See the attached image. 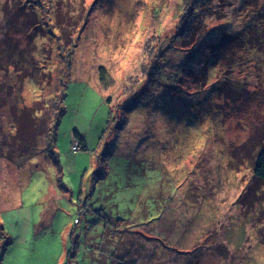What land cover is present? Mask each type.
I'll list each match as a JSON object with an SVG mask.
<instances>
[{
	"label": "rangeland",
	"instance_id": "1",
	"mask_svg": "<svg viewBox=\"0 0 264 264\" xmlns=\"http://www.w3.org/2000/svg\"><path fill=\"white\" fill-rule=\"evenodd\" d=\"M53 1L7 0L12 29L3 30L0 0V43L2 36L22 57L19 50L39 51L55 31L41 49L51 48L50 93L56 79L66 88L59 164L48 153L22 166L0 159V225L8 233L0 232V264H264V189L242 203L264 145V75L236 91L208 81L221 75L210 62L234 41L225 33L246 25L245 4L80 0L91 10L70 54L57 44L71 42L81 5L57 2L60 11ZM23 5L40 10V29L32 20L19 27ZM209 35L223 39L204 45ZM35 63L30 70L40 73ZM100 67L108 70L105 87ZM31 82L30 103L40 91ZM74 131L88 150L72 151Z\"/></svg>",
	"mask_w": 264,
	"mask_h": 264
},
{
	"label": "trees",
	"instance_id": "2",
	"mask_svg": "<svg viewBox=\"0 0 264 264\" xmlns=\"http://www.w3.org/2000/svg\"><path fill=\"white\" fill-rule=\"evenodd\" d=\"M60 1L61 0L53 1L52 6L55 9H59L57 2L59 4L66 2L65 0L61 2ZM68 1L70 3H74L73 0ZM81 1L79 0L77 2V4L80 3L81 7H79L80 13L77 19V27L76 24H74V26L71 28V30L73 28H76L73 31V35H71V42L69 44H65L63 42L57 44V47L61 48V50L69 48L68 50H70V54L72 51H74V48H77L76 42L81 37L82 28L84 27V25H87V16L89 15L88 12L91 10L90 9L87 11V5H85L84 3L82 4ZM212 1H214L213 3H215L217 0ZM6 2H4L5 11L3 12V14L5 23L2 27L3 30H5L6 28L12 29L9 25V18L7 17L8 14L6 11L8 9V2ZM239 2L245 4V8L247 9H245L246 15H244V19H246V25L241 29H236V33H225L227 36H231V39H233L234 41H230L228 45L227 40H225V46L227 47L225 48L223 54L220 57H216L210 62L212 64L210 66H220L221 75H219L217 78L209 77L210 79L208 80L210 83L211 80L217 79V82H221V84L227 85V89L229 88V90L232 91H236L238 89L242 90V88L245 87L242 84L243 81H257L258 77V80H260V76L264 75V0H237V3ZM254 2L256 3V7L251 8V5H254ZM25 4L31 6L30 1H25ZM27 5H23L22 7H20L22 8V11L19 12L16 16L17 20L22 19V24L19 25V27L28 25V21L32 20L34 22L32 26H34L36 30L38 28L40 29L43 23H45H41L43 18L40 15V10L33 5L30 8L24 9V7ZM60 11H63V8ZM213 11L215 10L213 9ZM213 11L212 7L208 9V12L213 13ZM43 12L47 11L44 10ZM243 14L240 17H242ZM224 18L225 17L220 16L218 20H222ZM82 21L84 22V24L81 26V29H78V24ZM12 34L13 33L11 31V36L8 35L5 38H12ZM5 35H7V33ZM50 36L56 37L55 31H51L49 35L46 36V38H43L44 41L40 45L39 51L36 50L34 53H30L29 51V53L26 55L25 52H23V49L19 50V54L22 57H13L12 54L14 51L9 47L8 43H6L5 39L1 36L0 159L8 164L14 163L18 166H22L41 153H48L55 165L59 164V154H57L56 152V139L58 128L65 113L64 102L66 99V88L64 87L65 80L62 79L59 81V79H56V84L58 87L57 91L50 93L49 90V87L51 89V86L55 84V76L50 70H48L47 64L44 63V58H49L50 60V56H52V53H49L50 51H48L51 50V48L46 49V52L48 53H45V51H43L41 48H43L45 41L52 40V38H49ZM187 37H189V35H187L186 38ZM203 38L204 45H208L213 41L214 44L217 42L219 43L223 39H217L216 36L210 39V35L203 36ZM62 39L64 40L65 38L63 37ZM200 39L201 36L197 38L198 41H200ZM225 41L223 40L222 43L218 46L217 56L222 51L221 46ZM14 44L16 45V47L18 46V42H15ZM190 45H193V43H189V46ZM229 53L230 59L227 60L225 56ZM192 54L194 57L196 56V52L193 51ZM63 58L64 60L69 59L68 55H65ZM36 60H38L37 65L40 63L38 70L41 74H34L33 68L36 67ZM215 61L217 62L214 64ZM31 66L34 67H32L30 70ZM71 66L72 62L70 61L66 68L70 69ZM99 70L101 77L100 81L105 87L108 85V70L105 67H100ZM236 70H239L240 72H244L245 70V72H248V74L247 76H244L243 74L241 76H234L235 73H237L235 72ZM23 72H28V74H31L34 77L28 74L25 75L23 74ZM35 75L36 77H39V80L35 78ZM42 75L48 78L47 82H43ZM31 81L37 84V91L40 90L38 99L34 100L32 103L29 102L28 96H25V93L27 94L30 89H33L27 86V84L32 83ZM229 82L231 85H229ZM48 93L49 95H47ZM109 101L112 100L109 99ZM127 107L128 108H126V110L128 111H132L135 109L134 103L129 104ZM108 127L110 129V126ZM104 139L105 136L102 137L101 141H103ZM74 141H78L82 146V149L79 152L88 150L85 139L79 131H74L73 133V137L71 139V149ZM251 181L253 183L251 182L252 184L248 186L242 196L243 204L247 202L249 204L252 201L254 203V201H257L259 192L264 189V145L258 150V155L255 159ZM161 220L163 221V218H161ZM115 221H118V223L120 224L119 228H121V225L124 224L121 223V219H116ZM0 232L7 233L6 229L1 225ZM157 240H159L158 237ZM7 245L8 242L2 245L4 247V251H6ZM124 260L125 257L122 261Z\"/></svg>",
	"mask_w": 264,
	"mask_h": 264
},
{
	"label": "built area",
	"instance_id": "3",
	"mask_svg": "<svg viewBox=\"0 0 264 264\" xmlns=\"http://www.w3.org/2000/svg\"><path fill=\"white\" fill-rule=\"evenodd\" d=\"M82 149L81 144L78 141H74L73 145H72V150L74 152H79Z\"/></svg>",
	"mask_w": 264,
	"mask_h": 264
},
{
	"label": "crops",
	"instance_id": "4",
	"mask_svg": "<svg viewBox=\"0 0 264 264\" xmlns=\"http://www.w3.org/2000/svg\"><path fill=\"white\" fill-rule=\"evenodd\" d=\"M100 79H101V77H100ZM101 82V81H100Z\"/></svg>",
	"mask_w": 264,
	"mask_h": 264
}]
</instances>
